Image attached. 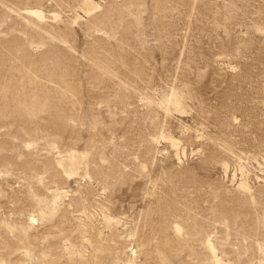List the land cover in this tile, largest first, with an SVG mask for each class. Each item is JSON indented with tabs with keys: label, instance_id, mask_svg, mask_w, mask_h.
<instances>
[{
	"label": "rangeland",
	"instance_id": "obj_1",
	"mask_svg": "<svg viewBox=\"0 0 264 264\" xmlns=\"http://www.w3.org/2000/svg\"><path fill=\"white\" fill-rule=\"evenodd\" d=\"M90 1L0 0V264H264V0Z\"/></svg>",
	"mask_w": 264,
	"mask_h": 264
},
{
	"label": "bare ground",
	"instance_id": "obj_2",
	"mask_svg": "<svg viewBox=\"0 0 264 264\" xmlns=\"http://www.w3.org/2000/svg\"><path fill=\"white\" fill-rule=\"evenodd\" d=\"M82 5L84 7V9L86 10L87 14H91L96 10V6L94 3H92L90 0H83ZM32 15H35L39 18H41V14L37 11H31L28 12ZM75 22V21H74ZM166 103L176 112H182V100H181V96L179 94L176 93H172L169 98L167 97V100L165 99ZM170 142H172V144L174 143L173 140L170 139ZM78 161L74 158L69 159L68 164L66 165L67 168L64 170L65 173H72L77 169V165H78ZM237 187L239 189H241L243 192L245 193H249L250 192V188L249 186L244 182V181H240L237 185ZM251 193V192H250ZM66 194V192L64 190L61 189H51V191L49 192V196L51 197V206L52 209H55L56 207V203L57 201L64 197ZM111 222V221H109ZM115 223V221H113ZM263 228H264V223H263ZM208 252L212 253V249L210 247H208ZM215 264H221L219 261H216Z\"/></svg>",
	"mask_w": 264,
	"mask_h": 264
}]
</instances>
